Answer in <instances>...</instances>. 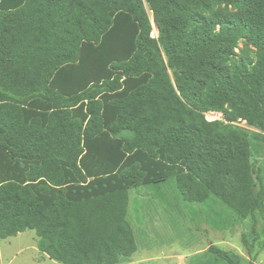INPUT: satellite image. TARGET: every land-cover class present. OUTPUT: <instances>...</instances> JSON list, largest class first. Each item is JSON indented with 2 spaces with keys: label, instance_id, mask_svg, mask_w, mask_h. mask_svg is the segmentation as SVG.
Returning a JSON list of instances; mask_svg holds the SVG:
<instances>
[{
  "label": "trees",
  "instance_id": "16d2710c",
  "mask_svg": "<svg viewBox=\"0 0 264 264\" xmlns=\"http://www.w3.org/2000/svg\"><path fill=\"white\" fill-rule=\"evenodd\" d=\"M168 183L250 221L246 258L210 244L199 264H257L264 0H0V239L120 264L130 190Z\"/></svg>",
  "mask_w": 264,
  "mask_h": 264
},
{
  "label": "rangeland",
  "instance_id": "374dc122",
  "mask_svg": "<svg viewBox=\"0 0 264 264\" xmlns=\"http://www.w3.org/2000/svg\"><path fill=\"white\" fill-rule=\"evenodd\" d=\"M206 116L221 118L218 112ZM240 125L251 129L244 122ZM129 196L128 218L137 250L120 264H199L210 244L245 254L240 235L249 229L250 221L233 224L232 212L221 202L210 207L187 203L173 183H168L162 196L150 187L132 189ZM222 223L227 225L224 230ZM36 241L33 230L0 239V264H60L41 253ZM263 258L264 250L257 260Z\"/></svg>",
  "mask_w": 264,
  "mask_h": 264
},
{
  "label": "crops",
  "instance_id": "0c3cea01",
  "mask_svg": "<svg viewBox=\"0 0 264 264\" xmlns=\"http://www.w3.org/2000/svg\"><path fill=\"white\" fill-rule=\"evenodd\" d=\"M144 187H150L154 194H158V192H156V190L154 189V186H144ZM162 190H165V188H162ZM128 210H129V207H128ZM139 222L143 223V220L140 218ZM241 256L246 258V253L245 254H241ZM256 262H257V264H264V258L261 261L256 260Z\"/></svg>",
  "mask_w": 264,
  "mask_h": 264
},
{
  "label": "built area",
  "instance_id": "2783aa9c",
  "mask_svg": "<svg viewBox=\"0 0 264 264\" xmlns=\"http://www.w3.org/2000/svg\"><path fill=\"white\" fill-rule=\"evenodd\" d=\"M152 28H153V29H152L151 35H152V36H157V30H156L154 24H153V27H152ZM206 118H207L208 120H212V119H209L207 116H206Z\"/></svg>",
  "mask_w": 264,
  "mask_h": 264
}]
</instances>
